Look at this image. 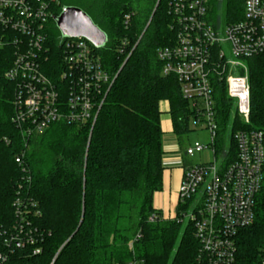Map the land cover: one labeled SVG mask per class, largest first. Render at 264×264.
Listing matches in <instances>:
<instances>
[{"label":"trees","instance_id":"obj_1","mask_svg":"<svg viewBox=\"0 0 264 264\" xmlns=\"http://www.w3.org/2000/svg\"><path fill=\"white\" fill-rule=\"evenodd\" d=\"M59 1L53 4V16L76 6L107 34L97 51L114 81L93 127L58 121L42 133L24 135L14 121L16 84L5 76L15 49H0L2 264H203L193 222L183 228L190 202L180 201L172 219H165L154 203L165 170L161 103H169L179 140L191 130L188 102L176 77L163 74L158 59L159 49L174 41L168 0H161L155 13L157 0ZM244 1L210 0L212 21L218 11L224 23L241 20ZM49 36L45 69L56 77L62 34L53 17ZM247 61L248 122L237 113L224 83L216 85L217 150L220 155L228 150V161L236 155L237 130L264 135V53ZM22 155L21 164L16 159ZM18 198L31 201L28 219L40 234L34 246L6 243L18 222ZM254 210V222L237 236L239 264L257 263L264 246V167Z\"/></svg>","mask_w":264,"mask_h":264},{"label":"built area","instance_id":"obj_2","mask_svg":"<svg viewBox=\"0 0 264 264\" xmlns=\"http://www.w3.org/2000/svg\"><path fill=\"white\" fill-rule=\"evenodd\" d=\"M53 4L60 1L0 0V49L7 45L15 49L5 76L16 84L14 121L24 135L42 133L58 121L93 127L114 81L97 47L85 37L61 36V68L56 77L47 73ZM168 4L174 41L158 51L162 72L176 77L188 102L190 122L211 139L207 144L196 141L184 155L194 157L206 149L214 155L210 162L183 164L179 198L183 204L190 202L183 219L194 224L203 264H239L237 236L254 222L263 181L264 135L237 130L235 158L228 161V150L220 155L216 85L224 83L237 113L248 122L251 86L246 62L264 53V0H245L243 18L222 27L211 19L210 0H168ZM129 20L127 15L126 23ZM225 45L236 59L228 56ZM16 160L22 164L24 156ZM28 202L16 200L18 222L6 240L9 245L34 246L39 241L38 228L28 219ZM259 254L255 264H264V246ZM4 259L0 253V264Z\"/></svg>","mask_w":264,"mask_h":264},{"label":"crops","instance_id":"obj_3","mask_svg":"<svg viewBox=\"0 0 264 264\" xmlns=\"http://www.w3.org/2000/svg\"><path fill=\"white\" fill-rule=\"evenodd\" d=\"M161 124L163 133L173 132V122L169 114V103L162 102ZM163 134V135H164ZM185 156V155H184ZM165 167L163 175V190L155 194V207L162 211L165 219H172L176 216L177 207L180 202L179 189L184 175V163H188L183 157V161H174L172 159H164Z\"/></svg>","mask_w":264,"mask_h":264},{"label":"rangeland","instance_id":"obj_4","mask_svg":"<svg viewBox=\"0 0 264 264\" xmlns=\"http://www.w3.org/2000/svg\"><path fill=\"white\" fill-rule=\"evenodd\" d=\"M157 3H158V0L156 2L154 11H156L159 6V4ZM220 7H221V4L219 5V9ZM154 13L152 16H154ZM213 23L220 27L227 25V23H224L221 20L220 11H218L216 18L214 16ZM224 48L229 57L236 59L234 56L231 55L229 45H225ZM246 65L247 67H249L248 61L246 62ZM190 128L191 130L181 140H179L177 136L173 134L172 132L165 133L163 135V147L165 150L164 159H172L174 161H179V160L183 161L184 160L183 157H184L188 163H192V164L205 163V162H210L214 160V155L211 149H206L203 152L196 154L194 157L186 158L184 156V153L187 147L194 144L196 141H199L203 144H207V143H210V140H211L210 135L208 134L206 130L193 126L192 122H190ZM230 128H231V125L229 124L228 132H230ZM187 222H188V218H185V222L183 223V228L186 226Z\"/></svg>","mask_w":264,"mask_h":264},{"label":"water","instance_id":"obj_5","mask_svg":"<svg viewBox=\"0 0 264 264\" xmlns=\"http://www.w3.org/2000/svg\"><path fill=\"white\" fill-rule=\"evenodd\" d=\"M53 18L63 37H85L97 48L103 47L108 40L107 34L79 7H65L60 15L53 16Z\"/></svg>","mask_w":264,"mask_h":264}]
</instances>
